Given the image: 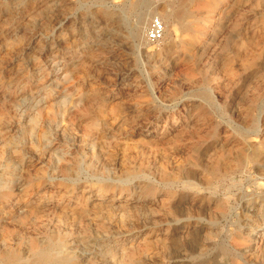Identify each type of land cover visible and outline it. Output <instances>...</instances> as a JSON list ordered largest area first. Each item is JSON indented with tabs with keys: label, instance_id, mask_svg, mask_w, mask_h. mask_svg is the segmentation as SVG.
I'll return each instance as SVG.
<instances>
[{
	"label": "rangeland",
	"instance_id": "1",
	"mask_svg": "<svg viewBox=\"0 0 264 264\" xmlns=\"http://www.w3.org/2000/svg\"><path fill=\"white\" fill-rule=\"evenodd\" d=\"M180 1L0 0V264H264V0Z\"/></svg>",
	"mask_w": 264,
	"mask_h": 264
},
{
	"label": "built area",
	"instance_id": "2",
	"mask_svg": "<svg viewBox=\"0 0 264 264\" xmlns=\"http://www.w3.org/2000/svg\"><path fill=\"white\" fill-rule=\"evenodd\" d=\"M168 0H152L153 4L159 5ZM165 25L163 21L157 17L152 19L150 28L147 31L146 38L149 43H158L164 39Z\"/></svg>",
	"mask_w": 264,
	"mask_h": 264
},
{
	"label": "bare ground",
	"instance_id": "3",
	"mask_svg": "<svg viewBox=\"0 0 264 264\" xmlns=\"http://www.w3.org/2000/svg\"><path fill=\"white\" fill-rule=\"evenodd\" d=\"M170 1V0H169ZM147 2V0H140V4H144V3H146ZM192 2V1H191ZM168 3V2H167ZM180 4L182 5V6H185L186 5V0H181L180 1ZM159 11V10H158ZM182 12V11H181ZM186 13H188V12H186ZM157 14H159L160 16H162V14H161V12L159 11V12H157ZM182 14H184V13H182ZM163 19H165V20H167V21H170L171 23H174V22H177V20H178V14L177 15H175V14H172V13H170V14H165V17L163 16ZM40 253V252H39ZM49 254V253H48ZM40 256V255H39ZM7 258H9V257H7ZM46 258H48V256H46V255H43L42 256V260H44V259H46ZM52 259V258H51ZM34 261V260H33ZM26 264V263H25ZM46 264V263H45Z\"/></svg>",
	"mask_w": 264,
	"mask_h": 264
}]
</instances>
